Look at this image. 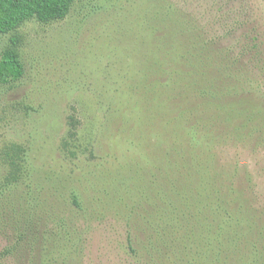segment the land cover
<instances>
[{"label":"rangeland","instance_id":"rangeland-1","mask_svg":"<svg viewBox=\"0 0 264 264\" xmlns=\"http://www.w3.org/2000/svg\"><path fill=\"white\" fill-rule=\"evenodd\" d=\"M7 49L24 75L0 85V187L22 166L45 215L75 199L80 264H147L154 229L162 264H264V0H75Z\"/></svg>","mask_w":264,"mask_h":264},{"label":"trees","instance_id":"trees-1","mask_svg":"<svg viewBox=\"0 0 264 264\" xmlns=\"http://www.w3.org/2000/svg\"><path fill=\"white\" fill-rule=\"evenodd\" d=\"M74 1L0 0V34L10 33L31 19L41 23L62 20ZM166 56L174 58V55L170 53ZM221 62L226 66L225 59L222 58ZM155 63L157 66L158 62ZM177 73V71L173 72V74ZM23 75L24 67L17 51L15 49L3 51L0 55V85L18 81ZM181 79L182 77L176 75L172 82L180 85ZM185 81L186 79L183 81L184 84L192 83L189 80ZM231 106H234L236 110L229 108L227 110L229 116H226L228 117L226 119L233 121V129L235 127L242 130L244 125L239 121L250 118L244 117V111L239 103ZM23 177L22 166L14 171H8L0 187V236L7 242V245L0 250V264L7 260L13 264H80L83 253L82 246H79L82 244L81 237H73L74 229L69 228L63 219L82 216L85 210L76 203L75 199L73 200L74 210L67 204L61 209V204L49 197V216L45 215L37 199L29 198V192L17 188ZM196 178L203 188L206 185L203 179L207 178V173L205 171H202L201 175L197 173ZM193 188L200 189L197 183ZM192 190H188V186L184 184L181 187V193L185 196ZM202 197L207 198L205 194ZM169 208L167 206L164 211ZM104 210L109 212L110 208L107 206ZM131 243H133L132 240ZM145 244L152 251L148 255L150 261L146 260L147 264H162L163 250L168 254L166 259L175 257L174 250L170 247L172 244L169 241L163 242L161 233L156 232V229L152 230V236L145 240ZM145 244L135 242L138 251L137 261L145 259L144 252H147ZM131 251L136 254L133 246Z\"/></svg>","mask_w":264,"mask_h":264}]
</instances>
